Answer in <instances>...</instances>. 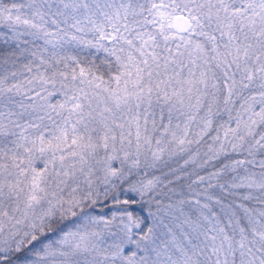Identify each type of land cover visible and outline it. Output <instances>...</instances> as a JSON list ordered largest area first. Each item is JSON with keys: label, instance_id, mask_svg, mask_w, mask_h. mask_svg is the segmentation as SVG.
I'll use <instances>...</instances> for the list:
<instances>
[{"label": "snow or ice", "instance_id": "1", "mask_svg": "<svg viewBox=\"0 0 264 264\" xmlns=\"http://www.w3.org/2000/svg\"><path fill=\"white\" fill-rule=\"evenodd\" d=\"M0 264H264V0H0Z\"/></svg>", "mask_w": 264, "mask_h": 264}]
</instances>
